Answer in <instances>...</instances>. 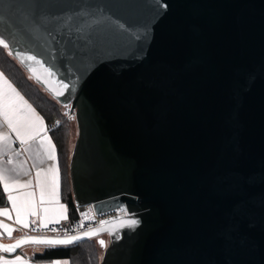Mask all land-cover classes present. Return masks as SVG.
Instances as JSON below:
<instances>
[{"label": "water", "instance_id": "1", "mask_svg": "<svg viewBox=\"0 0 264 264\" xmlns=\"http://www.w3.org/2000/svg\"><path fill=\"white\" fill-rule=\"evenodd\" d=\"M134 2L136 17H151L155 0ZM165 2L167 14L138 49L106 43L79 72L70 52L62 61L44 54L58 78L80 77L62 96L15 55L39 48L17 37L12 56L75 110L76 203L129 211L92 228H104L91 238L104 252L101 264H264V0ZM65 42L48 39L54 50ZM131 213L141 224L121 227ZM28 236L64 238L0 243ZM26 245L36 244L19 249Z\"/></svg>", "mask_w": 264, "mask_h": 264}, {"label": "snow or ice", "instance_id": "2", "mask_svg": "<svg viewBox=\"0 0 264 264\" xmlns=\"http://www.w3.org/2000/svg\"><path fill=\"white\" fill-rule=\"evenodd\" d=\"M138 5L134 0H76V2H58V0H3L0 2V47L7 50L8 55H13L10 46L11 41L19 40L17 37L26 38L25 42L32 47L41 50L40 54H34L31 50L17 51L15 55L24 62L37 80L49 85L57 96L76 86L80 82L77 75L76 81L66 82L59 77L52 65H48L42 58L48 54L54 61H62L65 53L70 52L68 62L76 67L85 61L94 62L99 51L107 43L114 47H131L133 44L139 48L140 42L148 35L150 25H154L167 14L169 3L165 0H155L152 5V15L147 19H139L134 15ZM140 29L143 31L141 32ZM60 40H57V37ZM76 39L72 40L71 37ZM63 44L64 51L54 50L48 45V39ZM71 45V48H68ZM58 53V55L56 54ZM71 70H69V78ZM0 120L7 125L9 132H0V158L7 154V165H0V185L6 194L7 201L15 212V222L23 228L29 224H35L33 230L46 229L51 223H59L68 219L66 206L59 204L60 170L57 162L56 148L50 137L47 136L42 118L35 112L15 87L0 73ZM23 147L29 141L39 138L43 148L41 157H46L53 163L47 169L37 168L36 186L39 188V197L32 191L31 181L21 182L16 178L21 172L27 175L23 163L14 161L12 152L14 143L12 136ZM24 151H28L24 148ZM33 167H36L33 164ZM242 183H250L251 178L241 177ZM261 206H264L262 204ZM43 214L41 215L40 209ZM242 207L237 215L242 214ZM0 215L12 219L8 208H0ZM85 219L87 214H81ZM132 218L122 221L120 226L135 229L141 224V220L131 213ZM29 217H38L39 220H29ZM105 221H100L104 225ZM83 221H81V226ZM254 226V221L250 223ZM237 226L232 225L235 230ZM0 229H3L9 237L15 231L10 225L0 221ZM104 231V228L89 229L78 235L64 238H47L28 236L22 237L12 244L0 243V251L14 253L22 245L32 243L44 245L50 248L56 246H68L84 239H91ZM102 247H106L104 240H99ZM0 264H27L21 256L14 259H5L0 256ZM52 264H68V261L53 260Z\"/></svg>", "mask_w": 264, "mask_h": 264}, {"label": "trees", "instance_id": "3", "mask_svg": "<svg viewBox=\"0 0 264 264\" xmlns=\"http://www.w3.org/2000/svg\"><path fill=\"white\" fill-rule=\"evenodd\" d=\"M0 70L24 97L43 114L48 123L60 122V126L52 131V134L58 150L62 198L68 206L71 218L79 217L70 173L71 121L64 113V105L47 94L38 83L33 81L25 68L14 56L8 55L7 50L2 47H0ZM6 205H8L7 197L2 185H0V206ZM101 257V250L97 241L90 239L68 246H56L55 248L46 246L42 252L35 253L32 260L67 259L70 264H101Z\"/></svg>", "mask_w": 264, "mask_h": 264}, {"label": "crops", "instance_id": "4", "mask_svg": "<svg viewBox=\"0 0 264 264\" xmlns=\"http://www.w3.org/2000/svg\"><path fill=\"white\" fill-rule=\"evenodd\" d=\"M0 73H3V72L0 70ZM3 76H4V78H6L13 85V87L16 88V90L20 93V95H22L24 97V95L19 91V89L10 81L9 78H7L4 75V73H3ZM24 99L28 102V104H30L32 106V108L35 110V112L42 118V120L44 122V125H45V129L47 130V136L50 137L52 143L55 145L56 155H57V162H58V165H59L58 150H57V146L55 144L54 138H53L52 131H49V129H48V125H49L48 121L45 119L43 114L26 99V97H24ZM0 132H6V133L9 132V130L7 128V125L4 124L2 120H0ZM9 134L12 136V139L14 141V143L12 145V152L16 153L15 152V148L17 146H19L20 143H19L18 140H16L14 133H9ZM24 148H27L28 151H24ZM42 152H43V148H41V146H40L39 138H36V139H34L32 141H29L26 145H24L23 148H22V152L21 153H18V155H14V161L17 162V163H21L22 162L23 165H24V168L27 170V175H25L23 172H21L18 176H16V178L18 180H20L21 182L31 181L32 184H33V187H32L31 190L36 193L37 199L39 197V188H38V186H36V179H35L37 168L47 169L53 163L52 161L48 160L46 157H41V156L38 155V153H42ZM71 157H72V155H71ZM6 161H7V154H5L2 158H0V165L11 168L12 165H7ZM33 164H35L36 167H33ZM59 170H60V165H59ZM59 204H63V205L66 206L67 217L71 218L68 206H67L66 202L62 198L61 175H60V188H59ZM77 206H78L77 209H78L79 216L82 213H84V212L90 211V209H91L90 207H88L86 205L77 204ZM0 208H8L9 212H10V215L12 217V219H8L7 217L0 215V221H2L5 224L10 225L12 228L15 229V231L13 232L11 237H9L7 235V233L4 232L3 229H0V240L2 242H13L14 240H16L17 238L22 236V234L26 230L29 229V227L31 226V223L29 224L28 228H23L20 224H17L15 222V212L12 211L11 204L9 202H8V205L0 206ZM40 212H41V215H42L43 214L42 208L40 209ZM29 220L30 221L31 220H37V222H38L39 218L38 217H29ZM62 221H64V220H61L60 222H62ZM28 247L29 248H26V251H25V253L28 254L27 264H52L53 260H45V261H34V260H32V256L35 253L42 252L45 249L46 246L30 245ZM23 248L24 247H22L21 249H23ZM102 252H103V250L101 249V256H102ZM55 260H61V261H65L66 260V261H68V264H70V261L67 260V259H55Z\"/></svg>", "mask_w": 264, "mask_h": 264}, {"label": "built area", "instance_id": "5", "mask_svg": "<svg viewBox=\"0 0 264 264\" xmlns=\"http://www.w3.org/2000/svg\"><path fill=\"white\" fill-rule=\"evenodd\" d=\"M64 113L70 121H76V113L75 110L71 109V104H64ZM60 126L59 121H54L49 123L48 129L49 131H54ZM22 146L19 145L15 148L16 153L22 152ZM87 214L88 218L85 219L82 215L77 218H68L59 223L49 224L46 229L33 230L36 228L35 224H31L28 230H26L23 235H37V236H53V237H61L67 234L68 236L79 234L81 232L87 231L90 228H95L100 226V221H109L112 219L120 218L129 215V211L127 208H117L114 210H110L103 213H95L90 210L84 212ZM81 221H83V225L81 226Z\"/></svg>", "mask_w": 264, "mask_h": 264}, {"label": "rangeland", "instance_id": "6", "mask_svg": "<svg viewBox=\"0 0 264 264\" xmlns=\"http://www.w3.org/2000/svg\"><path fill=\"white\" fill-rule=\"evenodd\" d=\"M28 76L33 80L34 78L29 74L27 73ZM36 82V81H35ZM37 83V82H36ZM42 88V87H41ZM43 89V88H42ZM45 92H47L45 89H43ZM47 94H49L47 92ZM50 95V94H49ZM51 96V95H50ZM52 97V96H51ZM60 103V102H59ZM62 104V103H61ZM70 125H71V148H72V152H73V149H74V146H75V143H76V140H77V137H78V126H77V123L76 121H71L70 122ZM28 246L30 245H26V247L24 246L23 249H20L18 252H16L15 254H12V253H6V252H3V251H0V256L4 257L5 259H14L15 256L19 255L21 256L22 258H24V260L27 261V257H28V254L25 253L26 251V248H29ZM101 250V248H100ZM103 254L104 252H102V257L103 258Z\"/></svg>", "mask_w": 264, "mask_h": 264}]
</instances>
